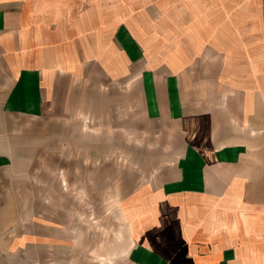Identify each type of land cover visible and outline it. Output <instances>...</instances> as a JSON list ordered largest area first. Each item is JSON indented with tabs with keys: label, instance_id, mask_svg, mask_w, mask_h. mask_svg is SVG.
Wrapping results in <instances>:
<instances>
[{
	"label": "crops",
	"instance_id": "obj_1",
	"mask_svg": "<svg viewBox=\"0 0 264 264\" xmlns=\"http://www.w3.org/2000/svg\"><path fill=\"white\" fill-rule=\"evenodd\" d=\"M126 94L172 161L122 208L123 264H264V0H0V116ZM1 130L0 264H17Z\"/></svg>",
	"mask_w": 264,
	"mask_h": 264
},
{
	"label": "rangeland",
	"instance_id": "obj_2",
	"mask_svg": "<svg viewBox=\"0 0 264 264\" xmlns=\"http://www.w3.org/2000/svg\"><path fill=\"white\" fill-rule=\"evenodd\" d=\"M117 96L59 117L0 116L14 152L13 188L3 198L13 203L15 263L123 264L132 233L122 208L159 181L172 158L165 123L146 121L127 94L125 104Z\"/></svg>",
	"mask_w": 264,
	"mask_h": 264
}]
</instances>
